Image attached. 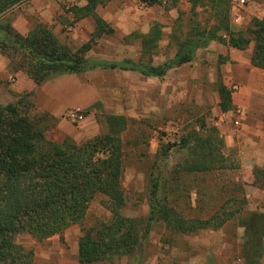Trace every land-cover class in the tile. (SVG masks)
Listing matches in <instances>:
<instances>
[{
  "label": "rangeland",
  "instance_id": "374dc122",
  "mask_svg": "<svg viewBox=\"0 0 264 264\" xmlns=\"http://www.w3.org/2000/svg\"><path fill=\"white\" fill-rule=\"evenodd\" d=\"M231 1L223 0L221 8L209 0L196 6L193 0H162L153 7L138 0H113L96 11L114 30L101 38H93L96 23L92 17L76 20L73 9L83 7L84 0H53L60 14L51 10L48 16L33 15L34 5L27 0L11 18L30 13L31 30L45 24L73 49L92 42L86 55L90 60L112 64L141 61L157 67L172 60L187 38L218 28V12L228 14L233 33L243 30L251 36L252 20L247 19L242 27L231 24ZM218 36L223 41L216 42L227 45L229 37ZM151 38L158 40L145 47L144 41ZM0 55V104H20L32 119L40 121L49 141L62 144L68 139L81 145L108 133L107 117L126 119V129L120 134L124 203L119 213L140 226L151 224L139 253L95 264H264V149L257 152L244 145L229 146L223 129L235 125L228 121L219 124L223 115L217 91L226 76L222 68L224 56L200 49L192 63L170 70L163 78L119 69L80 74L78 78L100 99L88 109L68 108L59 118L41 120L48 113L40 112L39 106L37 109L38 89L18 93L17 75L24 73L14 72L9 59L1 52ZM233 85L229 83L234 93ZM31 92L35 94L34 108L30 109L25 103ZM71 110L83 113L85 121L73 123L65 119ZM209 128L219 132L212 158L202 156L199 150L200 140L206 138ZM209 159L215 168L212 171H186L191 164ZM113 207L108 197L98 194L89 204L82 224L44 241L18 234L14 243L33 252L31 264H80L82 230L111 222L109 208ZM153 208L157 210L155 215ZM164 208L174 209L189 221L216 218L219 222L225 213L234 215L220 229L183 234L159 220V210Z\"/></svg>",
  "mask_w": 264,
  "mask_h": 264
},
{
  "label": "trees",
  "instance_id": "16d2710c",
  "mask_svg": "<svg viewBox=\"0 0 264 264\" xmlns=\"http://www.w3.org/2000/svg\"><path fill=\"white\" fill-rule=\"evenodd\" d=\"M26 1L0 0V52L9 59L14 72L26 74L38 88L64 75H79L97 69L130 70L148 77L163 78L170 70L191 63L197 50L206 48L212 40L221 41L219 32L227 33V44L234 49L244 51L254 42L252 65L264 70V19L252 21L251 36H248L233 33L228 14L218 12V28L209 33L197 32L187 38L175 57L165 64L153 67L130 60L112 64L87 58L92 42L70 48L45 24H37L27 36L19 33L11 15ZM84 1L83 7L75 6L73 9L76 20L87 17L95 20L93 38L113 34L114 30L96 12L113 0ZM138 1L148 7L162 2ZM204 1L193 0V5ZM209 1L218 7L223 6V0ZM157 40H145L144 46ZM218 91L220 109L227 113L232 108V91L223 84L219 85ZM34 94H27L25 105L30 109L34 108ZM27 112L20 104H0V264H31L33 252L17 246L14 237L24 233L44 241L62 235L73 225L83 223L89 204L98 194L108 197L115 206L109 208L113 219L96 228L82 230L79 263L95 264L114 256L139 253L151 223L140 226L137 221L119 213L124 203L121 188L124 152L120 134L126 129V119L122 116L107 117L108 133L81 145L68 139L56 144L47 139L44 129L39 126L40 121L32 119ZM47 117L54 119L45 114L41 120ZM206 134V138L200 140L203 146L199 150L202 156L208 154L212 158L217 151L215 141L219 132L216 128H209ZM211 160L193 163L186 171H212L215 168ZM156 211L153 208L152 215ZM158 214L159 220L183 234L220 229L234 215L225 213V218L217 222L216 218L189 221L174 209L164 208Z\"/></svg>",
  "mask_w": 264,
  "mask_h": 264
},
{
  "label": "crops",
  "instance_id": "0c3cea01",
  "mask_svg": "<svg viewBox=\"0 0 264 264\" xmlns=\"http://www.w3.org/2000/svg\"><path fill=\"white\" fill-rule=\"evenodd\" d=\"M52 1L32 0L34 5L32 9L33 15L41 13L45 16L47 13L46 16H48L51 10L60 14L58 4L56 3L55 5ZM118 1L122 3L123 0ZM20 8L22 6L17 9ZM231 10V24L236 27H242L247 22V19H250V21L264 19V0H247V5L245 6H239L237 0H232ZM247 12L250 13L249 17H245ZM31 15L30 13H21L13 20L15 29L24 36H27L31 31L30 20L33 19ZM237 32L244 33L243 30H238ZM219 34L223 35V37L227 36L225 32H219ZM202 49L217 51L224 56L225 62L223 61L222 68L226 76L224 81H220V84L230 89L229 83L232 82L233 86L238 87L237 92H232L231 110L227 113L221 111L223 116L221 121L219 120L221 125L225 122H231L235 125L232 129L229 127H224L223 129L229 146L240 148L244 145L249 148H255L254 150L257 152L262 151L264 149V70L252 65L255 43L251 42L246 50L241 51L231 48L228 44H218L216 40H212L206 48ZM1 58L0 55V62L2 63ZM219 58L222 59L223 57L219 56ZM90 72L92 71L82 74ZM79 75H64L38 88L29 77L19 74L17 75V91L20 93L38 89L36 91L37 109L39 106L40 112L59 118L68 108L85 110L100 99L94 89L83 84V81L78 78ZM217 92L221 102L219 91ZM75 100L79 101L75 102Z\"/></svg>",
  "mask_w": 264,
  "mask_h": 264
},
{
  "label": "built area",
  "instance_id": "2783aa9c",
  "mask_svg": "<svg viewBox=\"0 0 264 264\" xmlns=\"http://www.w3.org/2000/svg\"><path fill=\"white\" fill-rule=\"evenodd\" d=\"M237 3L239 6H245V5H247V0H237ZM70 30H72V29H70ZM11 81H14V79H12ZM233 91L237 92L238 87L233 86ZM65 119H67L68 121H71L73 123H82L85 121L86 116L79 111L71 110L65 114Z\"/></svg>",
  "mask_w": 264,
  "mask_h": 264
}]
</instances>
